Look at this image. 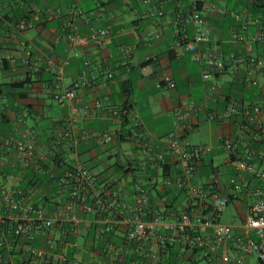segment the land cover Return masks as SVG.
<instances>
[{
	"label": "crops",
	"instance_id": "obj_1",
	"mask_svg": "<svg viewBox=\"0 0 264 264\" xmlns=\"http://www.w3.org/2000/svg\"><path fill=\"white\" fill-rule=\"evenodd\" d=\"M27 2L29 5L24 4V0H0V137L12 135L18 139H31L37 156L43 159L54 153L71 161L75 153L91 175L103 184L121 187L128 200L134 186L140 184L147 187L152 205L164 206L167 212L180 211L187 201L186 194L182 192L178 197L177 192L181 191L166 184L168 177L172 178L179 172V167L168 165L160 173L152 166L143 165L145 155L139 151L131 131L137 125L139 134L151 138L153 152L164 153L166 137L176 131L175 116L191 103L201 106V111L196 120L182 125L179 130L182 141L218 149L219 139L231 135L233 122L208 120L209 114L222 111L234 103L253 104L257 90H246L226 75L204 82L203 63L194 60L189 52L171 49L183 29L189 38L194 36V27L183 28L179 21L199 6L198 11L207 19L213 48L227 56L232 52L252 53L243 44L230 40L234 32L242 33L240 23L233 15L250 19L247 37H252L258 28H264L261 22L264 15L253 14L245 2L239 0ZM21 10L38 18L33 28L17 36V40L32 46L33 59L44 63L69 58L64 74L65 87L77 80L82 71L93 77V84L79 91L76 103L57 105L51 98L52 75L47 72L33 75L21 65L20 53L16 52L13 40L8 38L12 27L21 19V13H17ZM158 12H162V16ZM255 21L259 22V27L252 23ZM91 28H107L109 35L101 45L88 44L74 55L68 48L67 33L75 30L84 35ZM122 48H128L127 57H124ZM261 50L257 47V54L264 57ZM9 53H13L14 60H5ZM151 60L154 62L152 74L143 78L139 67ZM108 71L112 73L111 79L106 77ZM164 78H169L175 88H169ZM261 80L264 81V74ZM210 83L216 86L215 93L208 92ZM126 89L129 91L128 98L124 95ZM75 108L86 111L85 116L77 115ZM114 110L120 113L114 115ZM70 118L74 119L72 128L75 133L85 138L71 149L69 140L63 141L65 145L55 146L68 128ZM104 135H113V140L99 146L96 138ZM137 154L142 158L137 159ZM225 160L222 164L229 166ZM208 168L211 169V177ZM15 175L18 173L15 172ZM199 175L203 184L210 185L212 177L217 178L215 190L223 196L230 194L228 181L226 184L223 182L221 169L214 167L213 157L206 159ZM26 183L25 176L18 186L22 188ZM38 183L36 181L34 186H27L29 201L51 214L58 206L60 196L57 191L53 196L47 194L43 185L38 186ZM14 185L4 179V172L1 171L0 188H12ZM169 206L175 209H168ZM70 215H74L75 221L56 223L49 230L32 226L31 239L14 237L9 225H0V264H235L238 255L234 240L221 246L215 254V261H194L175 247L156 252L150 258H143L131 246L124 254L126 244L121 226L114 224L109 234L101 235L100 224L77 207ZM36 251H41L43 255L37 256L33 253ZM243 264L259 263L254 256H248Z\"/></svg>",
	"mask_w": 264,
	"mask_h": 264
},
{
	"label": "built area",
	"instance_id": "obj_2",
	"mask_svg": "<svg viewBox=\"0 0 264 264\" xmlns=\"http://www.w3.org/2000/svg\"><path fill=\"white\" fill-rule=\"evenodd\" d=\"M158 15L162 16V12H158ZM233 18L240 23L242 33L234 32L230 40L243 44L252 53L232 52L227 56L219 54L212 46L207 19L199 11H193L179 21L183 28L192 25L194 36L189 38L183 29L171 45V49L179 48L189 52L194 60L203 63L204 82L226 75L246 90H257L253 104H230L222 111L211 112L208 116V120L212 121L233 122L231 135L219 139V148L227 156L226 164L234 172L228 180L229 195H220L215 190L217 178L212 177L210 185L199 180V171L211 156L213 148L189 145L179 135L182 125L196 120L201 111V106L190 103L175 116L176 131L166 137L164 153L153 152L151 138L139 134L137 125L131 131L139 151L145 155L143 165L152 166L160 173L168 165L179 167V172L172 178L168 177L166 184L186 194L187 201L180 211L167 212L164 206L152 205L147 187L140 184L134 186L130 201L125 198L121 187L108 186L91 175L77 154L73 153L71 161L54 153L47 159L39 158L31 139H18L8 135L0 137V172H4L6 181L16 185L12 188H0V225H9L14 237L31 239L32 226L49 230L56 223L75 221L74 215L71 216L70 213L77 207L100 224L101 235L109 234L114 224L121 226L126 244L124 254L131 246L143 258H150L156 252L175 247L187 253L194 261H215V254L221 246L234 240L238 252L235 264H243L248 256H254L259 264H264V81L261 80L264 74V57L257 54V47H261L264 53V28H258L252 37H247L250 19L237 14ZM37 20L35 15L30 16V20L21 18L8 33V38L15 43L23 67L33 74L44 68L45 72L53 76L51 98L57 105L76 103L79 91L89 88L94 82L93 77L82 71L77 80L65 87L64 74L69 58L41 63L39 59H33V48L29 43L17 40V36L33 28ZM252 23L259 27L258 21ZM108 35L107 28H91L84 35L72 30L67 33L66 40L68 48L76 55L78 49L88 44L101 45ZM121 50L124 57H127L128 48ZM5 60H14L13 53H9ZM85 65L88 66V63ZM106 77L111 79L112 73L108 71ZM164 82L169 88H175L169 78H164ZM207 90L215 93L216 86L210 83ZM97 107H100L99 103ZM74 111L80 117L86 114L81 108H75ZM118 113L120 112L117 110L113 111L114 115ZM73 122L74 119L70 118L68 128L63 131L61 140L55 142V146L65 145L63 141L69 140L71 149L85 138L84 135L75 133ZM112 140L113 135L96 138L99 146H105ZM57 157L62 161L61 169L57 167ZM29 171L48 174L57 184L60 202L51 214L31 203L28 191L18 186ZM232 201L244 204L242 218L234 219L231 225H223L220 222L221 214ZM33 253L39 257L43 255L41 251Z\"/></svg>",
	"mask_w": 264,
	"mask_h": 264
},
{
	"label": "trees",
	"instance_id": "obj_3",
	"mask_svg": "<svg viewBox=\"0 0 264 264\" xmlns=\"http://www.w3.org/2000/svg\"><path fill=\"white\" fill-rule=\"evenodd\" d=\"M240 2H245L247 8L249 9L250 12H252L253 14H257V13H260L262 15H264V5H258L257 3L253 2V1H249V0H239ZM259 4H264V0L263 1H257ZM24 4H27L29 5L28 2L24 1ZM200 9V7H196V11H198ZM23 11L25 10H21L17 13H21V18H24V19H27V20H30V16H31V13L30 12H27L25 11L26 13H23ZM261 22L264 23V19H261ZM153 61H147L146 63L140 65L139 67V70H140V73H141V76L144 78V77H148L149 75L152 74V70H153ZM31 72V71H30ZM32 73V72H31ZM45 71H44V68L41 69V71L37 74H33V75H42L44 74ZM53 77V76H51ZM53 80V79H52ZM125 98H128V95H129V91L126 89L125 93ZM56 164H57V167L59 169L63 168L62 166V161L61 159H59L57 157V160H56ZM207 165V164H206ZM210 166V164H208ZM27 177V183H26V186L23 185V189L24 190H27L29 185H32L34 186V184H36V181L39 182L38 186H42L43 185V191L45 190L47 194H50V195H54V193L56 192L57 190V184L55 183V181L51 180L48 176V174H43V175H39L33 171H29L26 175ZM178 194V197L180 194H183L182 192H177ZM159 196H161L159 194ZM44 200H47L46 197H44ZM168 209H175L174 206H169L167 207Z\"/></svg>",
	"mask_w": 264,
	"mask_h": 264
},
{
	"label": "rangeland",
	"instance_id": "obj_4",
	"mask_svg": "<svg viewBox=\"0 0 264 264\" xmlns=\"http://www.w3.org/2000/svg\"><path fill=\"white\" fill-rule=\"evenodd\" d=\"M50 104H53L48 100ZM54 105V104H53ZM176 122V121H175ZM175 126L177 124L175 123ZM208 144L207 142H205ZM219 147V145H218ZM210 157H213L214 167H220L222 172V180L226 184L229 178L234 174L232 167L226 166L222 164V161L227 157L226 153H224L221 149H213V152ZM142 156L137 154V159H141ZM209 175L211 174V169L208 168ZM211 177V175H210ZM206 180V179H205ZM203 180V182H206ZM244 208V204L242 202H230L224 212L221 214V224L223 225H231L235 220H239L242 218V209Z\"/></svg>",
	"mask_w": 264,
	"mask_h": 264
},
{
	"label": "water",
	"instance_id": "obj_5",
	"mask_svg": "<svg viewBox=\"0 0 264 264\" xmlns=\"http://www.w3.org/2000/svg\"><path fill=\"white\" fill-rule=\"evenodd\" d=\"M251 1L255 2L254 0H251ZM255 3H257V2H255ZM257 4H258V3H257ZM258 5H264V4H258Z\"/></svg>",
	"mask_w": 264,
	"mask_h": 264
}]
</instances>
